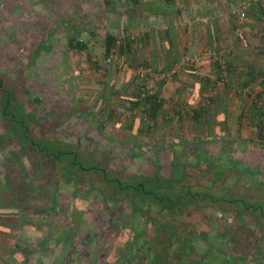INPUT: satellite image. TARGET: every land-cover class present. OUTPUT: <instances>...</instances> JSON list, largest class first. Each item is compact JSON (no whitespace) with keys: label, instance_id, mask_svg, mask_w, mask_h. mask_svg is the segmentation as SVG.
<instances>
[{"label":"crops","instance_id":"1","mask_svg":"<svg viewBox=\"0 0 264 264\" xmlns=\"http://www.w3.org/2000/svg\"><path fill=\"white\" fill-rule=\"evenodd\" d=\"M109 1L111 5L108 10L127 19L124 26L125 30L128 29L127 34L141 31L138 33L141 37L140 51L143 49V57L149 62H146L147 66L151 67L154 62L157 74H166L162 81L156 79L155 89L162 104L155 120L156 125L148 114L140 111L143 106L132 112L127 111V107L130 108L132 104L127 100L111 107L114 111H110V121H124V132L116 137L108 135L105 138L108 137L112 145L113 142L121 141L122 145L132 149L134 159L129 164L134 168L128 178L133 177L138 182H144L145 179L148 183L152 180L157 181V184L163 182V177L156 176L153 179L147 173L150 167L146 162L148 155L155 157L158 166L163 154H169L171 164H178L176 161L184 163L185 155L203 153L215 157L221 156L223 152H232L243 159L246 152L254 155H257V151L264 153L253 146L238 145L249 144L248 142L256 137L257 124L264 118V107L262 110L258 109L253 102L264 88V5L260 0ZM2 2L4 3L0 0V3ZM120 6L125 7L126 13L118 11ZM242 12L245 13V18H241ZM1 39L3 40L2 35L0 41ZM146 48L151 51L145 50ZM45 51H49L46 46L41 50L42 61L48 56ZM130 55L133 54L127 57ZM199 58L202 59L201 68L194 63L195 59ZM121 74L118 76L123 79ZM92 76L94 80L96 74ZM115 76L116 73L109 74L108 86L115 83ZM125 82L126 84H122L125 88H121L128 92V87H134V83L128 80ZM135 83L138 85V81ZM97 85L96 88L102 92L105 86L101 84V88L100 83ZM114 85L115 88L118 87L116 83ZM129 93L132 94L131 91L128 92L124 99L135 101ZM196 112L202 114L198 121L195 119ZM121 113H126L125 119L121 117ZM0 123L3 124L1 117ZM151 124L154 129L147 130L146 127ZM103 135H106L104 131L101 137ZM46 137L52 144L57 145L59 142L57 138ZM232 139L237 145L230 147ZM5 145L4 129L0 126V166L3 167L4 162L12 166L13 157L18 161L13 167L24 164L20 154H6ZM98 146L100 149L101 144ZM66 147L67 144H63L64 151ZM258 157L254 156L253 161L264 164V158ZM24 171L29 170L25 168ZM136 172L141 174L138 180ZM71 176H77L79 179L78 173ZM2 177L0 172V187L4 186ZM71 179L73 180L72 177ZM72 184L75 185L74 182ZM97 190L100 194V189ZM58 197L60 196L53 200L57 205H48L50 210L42 211L39 216L35 215L34 231L29 228L30 234L44 236L39 240L36 238L37 242L33 246L37 252L34 263L36 261L40 264L43 261V264H159L161 260V264H182L177 258L176 250L183 241L184 247L193 255L194 239L197 244V259L203 260L198 264H214L211 258L215 254L222 252L225 255L224 250H233L231 243L234 236L231 227L219 228L210 221L207 226L201 227L202 217L199 216L196 217L197 222L185 217L190 223L184 226L179 222L182 219H177L178 216L172 211L165 214L155 207L154 214H143L138 213V209H133L128 213L129 218L124 226L97 229L88 222L91 214H94L93 210L88 209L91 207L88 205L92 203L91 197L74 195L69 201L73 205L68 206L67 211L60 206L62 200ZM115 197L116 200L112 196L107 197L112 200V203L107 202V210L113 208V205L116 208L118 203L120 205L127 202L121 196ZM53 201L50 200V203ZM96 201L102 203L101 199ZM128 201L134 204L136 199L131 196ZM4 202L5 199L0 198V213L5 211ZM44 202H47L46 199ZM20 216L19 214L12 217L13 221H20ZM4 219L0 215L2 236L7 233L3 229ZM151 219L154 226L148 225L149 221L152 222ZM170 222L176 227L165 228L164 224ZM248 233L251 234V231ZM165 235L178 237L170 243ZM181 235L184 236L182 239ZM239 240L240 246L246 248L248 244L249 247L247 239L240 237ZM254 243L250 253L246 254L243 261L239 259L236 264H264V238L260 232L255 235ZM18 245L21 243L14 244L16 248ZM253 249L256 251L255 256L249 255ZM243 254L241 251L238 255L242 257ZM195 263L196 260H189L185 264ZM216 264L223 263L219 261Z\"/></svg>","mask_w":264,"mask_h":264},{"label":"rangeland","instance_id":"2","mask_svg":"<svg viewBox=\"0 0 264 264\" xmlns=\"http://www.w3.org/2000/svg\"><path fill=\"white\" fill-rule=\"evenodd\" d=\"M5 1L6 3H5L4 10L6 11L8 8L13 9L12 14L10 15V19L7 22L8 25H11V23H17V25L19 24L21 26L15 30L11 28V26H5L3 29H0V32H1L0 34L3 36V40L1 39L0 41V62L6 63L9 55L13 53H18L19 50L20 52L22 51L23 46H21V48H19V50L16 51L18 49L17 48L18 44L15 43L16 41L15 38L21 32H24L23 31L25 30L24 29L25 26H23L24 24L27 25L28 22L32 20L36 21L35 28L32 30V34H31L33 37L31 38L35 40V42L31 44L34 47V49L37 47V45H39V42L44 39L45 32L47 33V29L52 30L53 28H56V32L57 30H59L57 33V35L59 34L58 37L60 38L63 37V42H62L63 49L60 52V54L59 53L58 54L54 53L53 55L48 54V56L44 60L45 62L43 64L42 70L44 72V75L48 74V76L41 78L40 80L38 79L34 85L31 84L32 88L35 91V97H37L43 102H45V100L50 101L51 99H53L54 100L53 102L54 104L52 106L53 111L56 110L59 113L60 109L63 110L62 115L64 117L66 116L65 115L66 111H69L70 113L74 112L76 114L82 115V118L84 119L83 125L84 123H86V121L90 119V121H92L91 124L94 127H97L96 130L98 131V129H101L102 131L106 133L105 136L111 135L112 137L113 136L116 137L117 135H122V133L124 132V128L122 125L124 121L121 120L120 122H117V123H114V121H110V116H111L110 109L111 107L118 105L119 102L127 101L128 99H124V98L128 96L127 94L128 92L130 91L132 93L137 92V84L135 83V80L133 81L134 71H131V70L135 69L133 67L136 65L147 64L146 62L148 61L145 60V58L143 57L144 56L143 49H141V51L139 50L137 52L135 58H134V55L125 57V61L127 62L129 69L131 70L128 72H122L121 70L119 72L117 70L118 68L115 67V64H108L106 62L104 49H101V47L104 44L105 36L111 32L117 33V34L120 33L119 40H123L122 35L126 33L124 26L125 24H127V19L122 16L118 17L119 15L116 16V14L113 12L111 13L108 10V8L107 9L102 8L101 10L99 9V11H96L94 13L95 17L92 18L93 22L98 28L97 36L96 37H88V36L86 37V38H90V39H86L88 41V44H90L92 48L93 47L95 48V51L93 52L94 53L93 55L95 56V60L93 61V63L96 64L100 68V71L106 72L107 77H109V74H113V73H116L117 75L113 79H115L114 82L119 87L118 89L119 91L118 90L117 91L121 92V95L114 96L113 91L115 90L114 88L116 87L114 85L115 83H112V86L105 85L102 92L100 89L96 88V86H98L97 85L98 83L95 81V79L93 80L92 78L93 77L92 75L96 71L95 70L96 67L91 68L92 65L88 59V56L86 55L87 54L86 52H83V51L78 52V53L70 52L67 55V57L64 55L66 51L65 49L68 47V44H67L68 34L64 32V29L63 30L59 29L60 27L57 26L58 23L56 21L57 15L55 13V8H58V7L57 5H54V0H18V1L5 0ZM84 11L86 15L89 12L87 9H84ZM118 11L126 13L125 7L122 8L120 6ZM1 19H2V12H0V20ZM44 24H48L47 29L46 27H44ZM53 31L55 32V29ZM139 32L141 31L133 32V34L138 36ZM60 33H61V36H60ZM12 35H14L15 38L10 37ZM49 41L52 42V39H50ZM145 50L149 52L151 51V50H148L147 48ZM155 52L156 51L154 50V53ZM50 56L52 58H50ZM155 62H156V59H155ZM12 64H15V62H13ZM130 64L134 66H131ZM200 64L201 62L198 64L195 63V65L198 68H201ZM154 66L156 65L153 62L151 67L155 71L156 75H154L153 79H150L147 82V86L151 88L152 91L156 90L155 89L157 85L156 79L162 81V77L166 75V74L158 75L156 71V67ZM9 71H12V70L11 69L9 70L8 68H1L0 73L7 74ZM16 71L17 70L15 69V72ZM10 73L12 74V72ZM120 74L123 77V79L119 78L118 75ZM125 80H128L129 82L134 83V87H128L129 88L128 92L123 91L125 86H123L122 84H126ZM137 81L138 80H136V82ZM121 86H123L124 88L123 87L121 88ZM100 87L102 88L101 84H100ZM92 89L96 91L94 92ZM13 94H14V97H17V93H12V95ZM1 100L2 99L0 97V101ZM4 104H6V102H1L0 106ZM20 105H22L20 101L17 100L16 102V100H14L13 106L15 108L11 107L13 109V113H15L14 114L15 118H14V121H12V124L15 125L17 128H20L21 126H23L22 125L23 123L27 125L32 123L34 119L32 114H29V115H26L24 113L22 114L21 112L22 109L20 108ZM39 109L42 110L41 112L48 113V111H46V109L48 110L46 106H39ZM125 115L126 113H121L122 118H124ZM21 121L22 123H20ZM4 136H5V144H6L4 149H6V154L7 153L9 154L10 151L15 150L16 143H14V139H13L14 136H11L7 134L6 132L4 133ZM74 140L76 139L74 138ZM230 142H231L230 147H233V145L234 146L237 145V142L234 141L233 139ZM115 145L118 146V144H115ZM238 145L239 146L246 145V146L252 147V145L245 144V143L244 144L238 143ZM54 148L51 147V150L56 151L58 149L56 145H54ZM70 150L71 148L66 147L65 151L68 152ZM90 150L92 152V149ZM106 150H108L107 147H106ZM14 153L16 154V152ZM254 156H259L258 159L259 158L262 159L264 158V153L257 151V155H254V154H249V153L247 154L246 152V154L243 156V159H240L242 160L241 163L246 164L245 162L248 161L253 164H256L257 161L256 160L253 161ZM65 157L66 159H69L71 161L73 159H77L78 163L81 162L83 164L82 167L84 169H89L93 167V166H88L81 157L79 158L80 160L78 159V156L74 157L73 155H67V156L65 155ZM122 160L124 161V159ZM24 161H25V158L23 157L22 162ZM97 162H99V160H97ZM125 162L128 163V160L125 159ZM262 162H264V159H262ZM114 163H118V162H114ZM24 165L26 166L25 163ZM226 165L230 169V163ZM31 166L32 164L28 166V169L29 168L31 169L30 172L24 171L25 169L22 166L13 167L5 162L3 164V167L0 166V172L3 175L2 181L4 185L0 187V198L5 199V202L3 203V205L5 206V212L9 211L8 210L9 208L15 206L18 208V210L20 211V215H21L20 221L18 220L13 221L12 218L4 219L3 229L7 233H5L4 236L0 235V264L2 263L4 264H35L36 263V261L34 263V258L37 257V252L35 250L36 248H34L33 246L37 242L36 238L39 240L40 237L43 238L44 236L41 235L39 237V236H35L34 234H30L29 228L32 229V231H34V228H35L34 222L36 220L35 215L39 216V214L43 213L42 212L43 210L49 209V207L46 209L47 206H44L43 202H41L43 200L42 196H39V194H37L36 192H38L39 190H41L42 193L45 192V195L47 198V196H49L51 192L50 191L51 183L49 182L48 184L46 181V178L41 177L39 179L38 178L39 175L37 177H34L35 170ZM103 166L108 167L107 164H104ZM116 166L117 165H115V167ZM261 166H262L261 171H264V164L263 165L261 164ZM238 167L239 166L237 164L236 169ZM132 168L131 169L129 168V170H132ZM85 172L89 174V173L96 172V171H92L90 169V170H85ZM111 172H113L111 176L112 178H114L115 176H118L115 174L116 173L115 171L113 170L109 171V173ZM64 175L66 178L69 177L67 169L64 171ZM80 176L81 177L79 178L78 181L81 184L79 183L77 185V190L74 192L75 195H79L85 198L90 196L92 200H94L95 197L99 199L102 198V201H101L102 203H97V202L95 203L94 201L91 200L92 203L88 204L91 206L90 208H88L89 210H98L100 209L101 206L102 207L106 206L111 202L110 199L103 198V195H106L105 197H108V196L115 197L116 195L121 196V194L117 192L120 189V184L117 180L112 181L110 179H104L101 173L94 174L93 176H89L86 174H82ZM12 177H13V180H12ZM239 177H241V175H239ZM91 178L94 181L93 191H91L89 185H87V183L89 182ZM236 178L237 176L233 175L229 179V183L236 185L238 182ZM251 179L253 180V178ZM54 180H56V178ZM78 181L72 180V182H74L75 185L77 184ZM243 181L245 182L244 185L250 182V180L246 178ZM6 183L10 185L17 184V187L11 188ZM136 184H137L136 180H134L132 177L131 179L129 178L127 182L125 183L122 182V187L125 186L126 190H128L129 186L134 187V185ZM148 184L147 183L144 184V187L146 189L151 190L153 185L152 183H148ZM67 186L68 185H65L63 189L59 191L60 193L58 192L60 195V198L63 197V200L65 201H68L71 198L69 196L64 197L63 195L71 194L75 187L73 185L74 187L69 189V187ZM97 189H100L102 193L101 194L97 193L98 192ZM94 190L96 194L94 193ZM88 192H90V195H88ZM259 192H260L259 190L246 191V194H248V195H245L246 199L250 198V196L252 198L253 197L257 198V196H261ZM36 196L38 197V199H36ZM159 196L161 197L166 196V193L159 192ZM14 200H17V202H15ZM107 202L109 203L107 204ZM157 206H159V203H157ZM0 207H2V205H0ZM31 222H33V224ZM167 227L170 228L169 225H167ZM16 242L17 243L20 242L21 247L18 245L16 248L14 246ZM40 264H43V261H41ZM159 264H161V260L159 261Z\"/></svg>","mask_w":264,"mask_h":264},{"label":"trees","instance_id":"3","mask_svg":"<svg viewBox=\"0 0 264 264\" xmlns=\"http://www.w3.org/2000/svg\"><path fill=\"white\" fill-rule=\"evenodd\" d=\"M50 3V2H49ZM54 5H57L58 8H55V13L57 15V26L65 28L68 32V47L65 49L64 55L67 57V55L70 52L78 53V52H86L89 61L91 62V65L95 68V74L96 78L95 81L97 83L103 84L104 86L107 85V75L106 72L100 71V68L93 63L95 60V56L93 55L95 48L91 47L90 44H88V41L86 38L88 37H96L97 36V26L93 22V19L95 17L94 13L96 11L101 10L102 8H108V6L111 5V2L109 0H54ZM53 8V7H52ZM87 9L89 12L86 15L84 12V9ZM48 11V10H47ZM50 11V9H49ZM83 11V12H82ZM104 16V15H103ZM44 27H48L46 24H44ZM50 31L47 30V36L44 38L41 42H39L37 51L43 50V48L48 44L49 38L51 36ZM125 32H128V29L125 30ZM120 33H108L104 38V44L102 45L101 49H104L105 59L108 58L114 50H116L117 56L119 59L125 60V57L129 54H133L134 58L136 57L137 52L140 50L141 47V37L139 35L132 39V36L135 34H127L124 33L122 35L123 40L120 39ZM14 37V35H12ZM15 38V37H14ZM15 43L18 44L17 50L21 48L22 44L18 43L19 40L18 36L15 38ZM143 40V39H142ZM47 47V46H46ZM38 54V52H36ZM131 66H134L130 64ZM112 66V65H111ZM138 66H147V64L144 65H136L133 68H136ZM115 67L118 68L117 70L120 72L118 65L115 64ZM123 72V71H122ZM138 80L137 77L134 76L133 81ZM138 85L139 81H138ZM137 85V86H138ZM118 88V87H117ZM115 88L113 91V95H121V92H118L119 90ZM118 90V91H117ZM142 91L140 86L137 87V92H134L132 94L129 93L130 97L135 98V101H132L128 99V103H132L131 107H127V111H131L143 106L140 111H143L145 114H148L152 118V123L156 125V121L158 118V115L160 113L161 109V102L159 94L156 92V90L153 91V93L146 98L142 96ZM13 96L10 95L9 98ZM7 100H9L7 98ZM264 100V88L261 91L260 94L256 96V100H254V105L258 109H263L264 105L262 103ZM260 101V102H259ZM262 102V103H261ZM145 107V108H144ZM22 110V114L29 115L31 114L29 111L28 105L20 107ZM123 109V108H122ZM37 110V109H36ZM203 110V108H202ZM200 110V112L202 111ZM12 111V112H11ZM113 112L114 110H110ZM11 112V113H10ZM20 112V114H21ZM36 112V111H31ZM196 112V121H198L201 117V113ZM263 112V110H262ZM15 113H13V109L10 108L8 111V115H10V124L12 125L10 128H7V121H5V127L4 133L7 131H10L11 134L14 136V143H16L15 151L16 153L20 154V157H24L25 161L23 163L26 164V167L30 166L32 164V168L34 170L39 171L42 173L41 176L45 177L46 171H49L48 179L46 177V181L49 184L51 183V189H50V196L45 195V192L42 193L41 190L36 192L39 194V196H42V201L44 206L48 205L54 206L57 205L54 201L56 200L57 196H60L58 194V191L60 190L59 181L57 183H53L51 180L54 178V176H57L58 179H60L66 168L63 169V167L70 163L71 160L66 159L65 155H73L75 157V153L71 154L69 151H64V149L61 147V145L58 144H52L48 139H33L32 135V129L29 128V124L23 123L20 128H17L15 125L12 124V121H14ZM13 115V116H12ZM33 117L35 114H33ZM264 116V112H263ZM135 116H133L134 118ZM22 123V121L20 122ZM90 126V125H89ZM151 127V128H150ZM87 128V127H86ZM148 129H154L152 124L151 126L146 127ZM88 130V129H85ZM100 131H102L100 129ZM103 132V131H102ZM250 145H252L255 149L258 150H264V118L259 121L257 124V135L254 139L250 140L248 142ZM54 145L58 147L57 151L51 150V147L54 148ZM36 146V147H34ZM60 146V147H59ZM32 148V150L30 149ZM55 149V148H54ZM10 151V150H8ZM12 151H10L12 153ZM203 157L196 159H192V161L183 160L184 163H180V166L177 164H174V170L173 173L170 175V178L163 179V182L160 184H157V181L152 180V189L150 190L152 194L157 196L158 198L157 203H159V208L161 211H172L175 213V216H178V218H181L182 220L179 221L184 224V226L189 225V223L184 219L185 217H188L187 220L193 219L192 211H195V216L198 217L199 213H213V215L220 213L222 217L227 216L228 220L230 221L229 214L234 217V221L236 224L242 225L243 228V239L252 240L254 239L255 235L261 233V237L264 238V171H261L262 166L261 163L256 164L248 163L249 165H246L244 167H238L236 169V165L238 164L236 158H230L229 156H215L212 157L210 155L201 154ZM73 157V158H74ZM211 158V159H210ZM30 160V161H29ZM226 161V162H224ZM86 164L89 166L91 165V160H88L86 158L84 160ZM237 162V164H236ZM187 163L193 167L195 165L199 166L202 163H207L210 165L211 169L209 171H205L204 174L200 175L198 170L195 171L196 177L193 175V177L196 178L197 186H192L187 181L191 178V175L188 173L187 170ZM230 163V169L226 165ZM183 164V165H181ZM236 164V165H235ZM83 165V164H82ZM263 165V164H262ZM25 169V165H21ZM22 168V169H23ZM32 169V170H33ZM43 169V170H42ZM46 170V171H45ZM198 172V173H197ZM231 172H237V178L239 175H241V179H249L250 182L246 185H244V179L242 180V186L240 189H237L234 185L231 183L229 184V179L233 176V173ZM106 173V172H105ZM107 175V173H106ZM110 176V175H108ZM209 176L210 178H207L205 184L202 186V183L199 182L205 177ZM227 176V177H226ZM69 177L73 178V180H77V176H71ZM136 177V176H135ZM253 178V180L251 178ZM106 179V178H104ZM138 180L139 178L136 177ZM154 179V178H153ZM211 181V182H210ZM228 182V183H227ZM138 183V181H137ZM208 183V184H207ZM11 188L17 187V184H11ZM14 185V186H13ZM143 185V184H141ZM149 185V184H148ZM237 185V184H236ZM216 187L221 186V193L218 191H211L210 187ZM248 190H259V194L261 196H258L256 199L250 198L246 199L245 195L246 191ZM245 193H244V192ZM159 192L166 193V196H159ZM253 192V191H252ZM60 193V192H59ZM36 194V195H37ZM38 196V195H37ZM170 196V197H169ZM60 198V197H58ZM46 199L47 202H44ZM50 200L53 201V203H50ZM17 202V200H15ZM62 207V205L60 204ZM63 208V207H62ZM53 208H51L52 210ZM56 211H59V209L54 208ZM9 211L0 213L2 217L4 218H12L16 217V215L20 214V211L17 207L13 206L8 209ZM50 210V209H48ZM44 211V210H43ZM46 212V211H45ZM235 216H239V219H235ZM229 221H224L228 223ZM169 225L170 227H176L170 223L164 224L165 227ZM227 227V226H226ZM229 227V225H228ZM168 228V227H167ZM230 228V227H229ZM228 228V229H229ZM231 229V228H230ZM183 232H185L182 229ZM248 231H251V234L248 233ZM234 236V235H233ZM178 236L173 235H165V238L168 242L173 243L174 239H176ZM184 236L181 235L182 239ZM234 239L236 240L235 236ZM177 240V239H176ZM244 241V240H243ZM247 243V241H245ZM187 247H184V243L182 241L181 246L176 250V254L178 255L177 258H179L180 262L182 264L187 263V261L190 260V257L192 252H189ZM252 248L247 247L244 248L243 256L239 257V255L234 254L232 251H225L226 254L224 255L222 252L219 254H215L211 259L214 264L221 261L223 264H236L239 263V259L243 261V258L247 256L246 254L250 253Z\"/></svg>","mask_w":264,"mask_h":264},{"label":"flooded vegetation","instance_id":"4","mask_svg":"<svg viewBox=\"0 0 264 264\" xmlns=\"http://www.w3.org/2000/svg\"><path fill=\"white\" fill-rule=\"evenodd\" d=\"M3 1H4V3L3 2L0 3V12H2V19L0 20V29H3L5 26H11V28H13L14 30L18 29V27H20L21 25H19V24L17 25V23H11V25H8L7 22L10 19V15L12 14L13 9L8 8L5 11L4 7H5L6 1L5 0H3ZM55 24H57V23H55ZM35 25H36L35 20L28 22L27 25L26 24L23 25V26H25V28H24L25 30H23L24 32H21L18 35L19 40L17 41L20 44L22 42V46H23L22 51L20 52V50H19L18 53H13V54L9 55L6 63L0 62V70H1V68H8L9 70L10 69L12 70V71H9L7 74H1L0 73V97H1V99H3V102H6V104L0 106V111H1L0 117H1V120H3V124L0 123V126H2L3 128H6L5 127V121H7V125H6L7 128H10L12 126L10 124V115H8V111L11 107L15 108L13 106V101L16 100V102H17V100H18L22 104V105H20V107L28 105V107H30L29 112L31 114L32 113L35 114V116L33 117L34 119H33L32 123L29 124V128L32 129V131H33L32 135H33L34 140L35 139H38V140L41 139L42 140V139L47 138L46 136H50V138H52V137L57 138L58 139L57 141H59V144L61 145V147H63V144L64 145L67 144V147L70 146V147H68V148H71V150L69 152L71 154L75 153L74 155L78 156V159L81 157L83 160H85L86 158H88V160H91V165H89V166H93V167H91L89 169H84L82 167L83 165L81 162L78 163L77 159H73L70 163L66 164V166L64 167L67 169V172L69 173V175H72V174L76 175L78 173L79 178H80V175H82V174L93 176L94 174H100L101 173L104 178L110 179L112 181L117 180L119 182L120 189L117 192L119 194H121V198L124 200H127V202H124L122 204L120 203V205H118L119 204L118 203L116 208H114L115 206L113 205V208L112 207L110 208L113 210H110V209L107 210V205L103 206V207L101 206L100 209H98V210H93L92 212L94 214H91L90 219L88 220V222L90 223L91 226H94L97 229L98 228H105V227L110 228V227H115V226L116 227L117 226H124L126 224V221L129 218L128 213L133 211V209H138L139 210L138 213L143 212V214H146L147 212H149V214H154L156 208H158L160 210L159 206H156L157 205L156 199L158 197L157 196L154 197V195L152 194L150 189H146L144 187V184L148 183L147 179H145L144 182H138L136 185H134V187L129 186L128 190H126L125 186L122 187V182L125 183L129 180L128 177L131 174V170H129V168L131 169L132 167H134L133 165L129 164L132 162V159H134L132 149H128L129 146L122 145L121 141H118L117 143L113 142V145L110 144L109 140L108 139L106 140L105 135H103L104 137L103 136L101 137L102 132L100 131V129H98V131H97L96 130L97 127H94L91 124L90 120L86 121V123H84V125H83L84 119L82 118V115L76 114L74 112L70 113L69 111H66L65 112L66 116L64 117L62 115L63 110L60 109L59 113L56 110L53 111V107H52L54 104L53 99H51L50 101L45 100V102H43L40 99H38L37 97H35V91L32 88V85H34L38 79L40 80L41 78L48 76V74L44 75V72L42 70L43 64L45 62L44 60L42 61V57H41L42 52L37 51L38 45L35 49L31 45L35 42V40L32 39L33 37L31 35L32 30L35 28ZM46 25L48 26V24H46ZM54 29H55V32L53 31ZM59 29H62V30L64 29V32H66V34H68L67 30L65 28H63V26L60 27ZM48 31H50L49 33H51L49 40L52 39V42L49 41L48 44L46 45L49 48V51H47V52L45 51V53H48L51 55H53L54 53L60 54V52L63 49L62 48L63 37H61V38L58 37L59 34L57 35V33L59 30H57V32H56V28H53L52 30H48ZM62 35H63V33H62ZM46 36H47V33L45 32L44 38H46ZM60 36H61V33H60ZM10 37H12V36H10ZM36 52H38V54ZM50 58H52V57L50 56ZM13 62H15V64H12ZM15 69L17 70L16 72H15ZM10 72H12V74ZM12 93H17V97H14V94H13V96H11L9 98V96L12 95ZM7 98L9 100H7ZM39 106H46L48 108V110L46 109V111H48V113L41 112L42 110L39 109ZM31 111H36V112L34 113ZM86 127L88 130H85ZM6 133L13 136V134H11L10 131H7ZM74 138L76 140H74ZM98 144H101L100 149L98 148L99 147ZM115 144H118V146H116ZM34 147H36V146H34ZM106 147L108 148V150H106ZM30 149L32 150V148H30ZM90 149H92V152ZM14 154L15 153H10L9 155L14 156ZM221 156H229L230 158H236L237 160H239V161H237L239 167H244L246 165H249L248 164L249 162H247L246 164L241 163L240 157H238V155H235L232 152H230V153L223 152L221 154ZM7 157L10 158L9 156H7ZM197 157L201 158L203 156L201 154H195L194 156L193 155L192 156L185 155L184 160H187V162H188V161H192V159H196ZM122 159H124V161ZM125 159L128 160V163L125 162ZM12 160L13 161L11 163L13 165L16 162L18 163L16 157H13ZM97 160H99V162H97ZM160 160H161V162L157 166V164L155 163V157H153L152 155L147 156L146 162H148L149 166H150L147 173H149L150 178H156V176H158L159 178L163 177V179H166V178H170V175L173 173V170L175 168H174V164L170 163L169 154H163L162 156H160ZM122 161H123V163H122ZM114 162H118V163H114ZM104 164H107L108 167H104L103 166ZM115 165H117V166L115 167ZM177 165L180 166V163H178ZM181 165H183V164H181ZM186 166H187L188 173L191 175V178L187 181V183H189L192 186H197L196 185L197 180L195 178L197 175L195 174V171L198 170L199 174L202 175V174H204L205 171H209L211 169L210 165L207 163H202L200 166L198 164V165H195L193 167H191L187 163ZM25 168L28 169V167H26V166H25ZM90 169L92 171H96V172H92V173L87 174V172H85V170H90ZM28 170L30 171V168ZM112 170L115 171L116 172L115 174L118 176H115L114 178H112L111 176H112L113 172L109 173V171H112ZM136 170L137 169L135 168V171ZM105 172L107 173V175ZM231 173H233V172H231ZM45 174H46V176L43 177V176H41L42 173L35 170V176L34 177H37L39 175L38 176L39 179L41 177L42 178H46V177L48 178L49 171H46ZM137 174H138V178L140 179L141 174L140 173H137ZM108 175H110V176H108ZM193 175L195 177H193ZM233 175H237V172H234ZM55 178H56V180H54ZM207 178H210V177L205 176L199 183L200 184L202 183V186H203L205 184V182L207 180H209ZM48 179H50V178H48ZM70 179H71L70 177L66 178L65 175L63 174V176L60 179H58L57 176H54V178L51 181L53 183H57L60 180L59 181L60 190H62L65 185H68L67 187H69V189L75 186L74 189L77 190L76 185L73 186L72 181H71L72 179L71 180ZM78 180L79 179L74 180V181H78ZM236 180L238 182H237V185H234V186L237 187V189H240L242 186V179H241V177L238 176V178H236ZM79 183L80 182L78 181L77 185ZM93 183H94V181L92 178L87 183V185H89L91 191H93V189H92L94 187ZM141 184H143V185H141ZM221 188H222L221 186H216L215 188L212 186L210 187L211 191L212 190H213V192L218 191L220 193H221ZM74 192L75 191L73 190V192L71 194L63 195V196L64 197L69 196L70 198H72L75 195ZM94 193H95V191H94ZM101 193L102 192H100V194ZM88 195H90V192H88ZM103 196H104L103 198H107V197H105L106 195H103ZM117 196H120V195H117ZM131 196L135 197V199H136L134 204L132 202L128 201V199ZM89 197H87V198H89ZM114 198L116 200V197H114ZM252 199H256V198L253 197ZM61 200H62L61 205L63 206L65 211L68 210V206L73 205V203L69 202L71 199L68 201H65V200H63V197H61ZM96 200H99V198L96 197V199H94L92 201H94L96 203L97 202ZM101 200H102V198H101ZM153 201H155V202H153ZM97 203H100V202H97ZM110 203H112V200ZM130 205H131V207H130ZM162 212H165V211H162ZM168 212H170V211H168ZM168 212H165V214H167ZM194 212L195 211L191 212L193 217H194L191 220H195L197 222L198 219L194 215ZM199 217H202L201 227L207 226L208 221L213 222L214 226H218L219 228H223V227H226L229 225V227H231L232 232H233L232 235H234L236 237V240L234 239V241L231 243L233 245V251L232 252L234 254L238 255L239 253H241V251H244V248L239 245V242H240L239 238L240 237L243 238V228H242V225L240 226V224L235 223L234 217L232 216V214L231 215L229 214L230 221L228 220L227 216L222 217L220 213H217L215 215H213V213H210V212L209 213L206 212L205 214L199 213ZM235 219H239V216H235ZM224 221H226V222L229 221V222L226 223ZM148 225L154 226L153 220H152V222L149 221ZM192 242H194L193 244H195L194 245L195 248L192 249L194 254L192 256H190V260H196L195 264H198V262H201L203 260L199 259V258L197 259L196 255H198V254H197V247H196L197 244L195 243L196 242L195 239ZM248 242H249V247L252 248L253 243H254V239L248 240ZM214 247H216V246L214 245ZM211 249L214 250V248H212V247H211ZM249 255L255 256L256 255L255 249H253L252 253ZM263 258H264V256H263Z\"/></svg>","mask_w":264,"mask_h":264},{"label":"built area","instance_id":"5","mask_svg":"<svg viewBox=\"0 0 264 264\" xmlns=\"http://www.w3.org/2000/svg\"><path fill=\"white\" fill-rule=\"evenodd\" d=\"M260 2L264 5V0H260ZM240 16H241V18H245L246 15H245V13L242 12L240 14ZM135 37H137V35L132 36V39H134ZM117 53L118 52H116V50H114L113 53L108 58H106V62L108 64L118 65L119 69L122 70L123 72L130 71L131 69H129L127 62L121 58L119 59V57L117 56ZM201 61H202V59L199 58V59L195 60L194 63L198 64ZM131 71H134V76L137 77V79L139 81L140 88H141V91L143 93L142 96L144 98H146L147 96L151 95L153 93V91L151 88H149L147 86V82L150 79H153L154 75H156L153 68L152 67H145V66H138ZM263 112H264V109H263Z\"/></svg>","mask_w":264,"mask_h":264}]
</instances>
